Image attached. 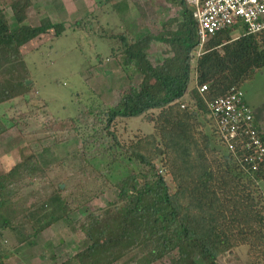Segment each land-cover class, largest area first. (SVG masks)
I'll return each instance as SVG.
<instances>
[{"label": "trees", "instance_id": "16d2710c", "mask_svg": "<svg viewBox=\"0 0 264 264\" xmlns=\"http://www.w3.org/2000/svg\"><path fill=\"white\" fill-rule=\"evenodd\" d=\"M165 1L178 8L177 15L163 20L156 32L105 35L117 40L111 52L141 80L113 105L90 104L86 113H94L98 123L105 120L108 149L118 148L134 167L115 182L106 177L107 171L93 170L114 187L115 200L74 221L85 245L58 264H219L221 255L239 245H246L249 264H264V159L249 161L250 150L241 149L237 138L229 149L207 108L208 101L233 87L242 91L253 71L264 68V31L232 37L236 25L219 30L195 57L192 8L184 0ZM5 5L13 23L5 16ZM30 5L31 0L0 2V104L34 87L33 81L26 83L31 75L20 48L49 29L55 37L65 30L64 22L47 17L38 25L25 23ZM154 42L163 55L156 63L149 54ZM201 85L206 86L203 92L198 90ZM243 103L248 105L244 94ZM82 114L53 119V128H46L59 134L58 142L66 131L80 133ZM136 117L149 120L152 131L124 139L110 130L120 120ZM5 129L0 124V133ZM19 155L10 169L0 170V264H8L12 250L48 227L54 221L50 218H67L68 212L77 211L81 194L84 201L97 196L86 199L87 190L78 185L79 192H71L68 199L63 182L46 178L34 152L22 147ZM112 159L118 161L115 154ZM81 162L79 169L91 166L84 157ZM91 176L85 174L84 181ZM4 233L8 247L2 244ZM50 258L56 256L51 253Z\"/></svg>", "mask_w": 264, "mask_h": 264}, {"label": "rangeland", "instance_id": "374dc122", "mask_svg": "<svg viewBox=\"0 0 264 264\" xmlns=\"http://www.w3.org/2000/svg\"><path fill=\"white\" fill-rule=\"evenodd\" d=\"M177 11L176 6H169L165 0H31L26 9L25 23L38 25L40 19L47 17L52 22H64L65 30L55 37L54 30L49 29L20 48L31 75L28 84L33 81L34 87L29 94L0 104V124L6 127L0 133V170L10 169L20 159L19 149L24 147L36 154L47 172L46 178L63 182L61 187L65 188L64 194L68 199L72 198L71 192H79L78 185L87 190L86 199L93 194L97 196L84 201L81 194L77 197L81 202L77 211L68 212L67 218L58 219L59 214L55 215L57 219L50 218L54 221L48 227L30 242L13 249V254L16 252L30 264H52L49 260L40 259L42 256L39 255L57 253L62 261L85 245V237L74 221L116 197L114 187H108L105 178L97 176L93 170L107 171L109 176L106 177L115 182L134 167L118 148L108 149L111 137L105 134L103 117L98 123L94 113H86L90 104L113 105L121 93L128 91L131 85L137 86L141 80L132 66H124L121 57L111 52V48L117 46V40L105 35H116L125 30L132 36L156 32L160 23L176 16ZM4 13L13 23V15L7 5ZM78 21L83 25L74 26ZM241 31L236 27L231 36L237 37ZM157 44L154 42L149 52L153 63L163 56ZM241 89L244 100L264 132V68L253 71ZM188 97L189 94L184 98L187 100ZM79 112H83L80 133L66 131L64 139L57 142L59 134H52L46 125L53 128V119L73 117ZM110 130H115L117 137L128 139L136 133L151 132L152 125L149 120L136 117L120 120ZM114 154L118 157L115 163L112 161ZM82 157L91 166L88 164V167L79 169L83 165ZM85 174L92 176L84 181ZM101 188L104 189L102 194L99 193ZM50 208L48 205L47 209ZM2 244L9 246L6 233ZM217 262L249 264L246 245L224 253Z\"/></svg>", "mask_w": 264, "mask_h": 264}, {"label": "built area", "instance_id": "2783aa9c", "mask_svg": "<svg viewBox=\"0 0 264 264\" xmlns=\"http://www.w3.org/2000/svg\"><path fill=\"white\" fill-rule=\"evenodd\" d=\"M192 8L196 22L197 46L195 57L203 52L204 44L217 31L232 26L242 28L241 34L264 31V0H184ZM206 89L198 87L199 92ZM218 137L229 149L232 139L240 141L241 149H249L248 160L255 163L264 159V141L256 126L252 109L243 103V92L236 87L224 96L207 102ZM243 139V140H242Z\"/></svg>", "mask_w": 264, "mask_h": 264}, {"label": "crops", "instance_id": "0c3cea01", "mask_svg": "<svg viewBox=\"0 0 264 264\" xmlns=\"http://www.w3.org/2000/svg\"><path fill=\"white\" fill-rule=\"evenodd\" d=\"M104 14H106V13H104ZM238 27V26H237ZM242 29V28H241ZM242 32V31H241ZM161 55H162V53H161ZM247 103V102H246ZM248 104V103H247ZM259 122V121H258ZM260 123V122H259ZM261 124V123H260ZM20 247H22V245H20V246H18L17 248H20ZM15 251V250H14ZM55 253V252H54ZM15 254V255H14ZM14 256L13 257H10L9 259H7L6 260V262L8 263V264H30V263H28L27 261H26V259H22V257L21 256H18L17 254H16V252H14ZM45 255V256H44ZM44 255H42V254H40L39 255V257L40 256H42V257H40V259H42V260H44V261H46V260H49V261H51V262H53L52 264H54L55 262V264H58L61 260H59V257H58V254L57 253H55V256H56V258L55 259H52V258H50V256H51V254H49V255H47V254H44Z\"/></svg>", "mask_w": 264, "mask_h": 264}, {"label": "water", "instance_id": "95a60500", "mask_svg": "<svg viewBox=\"0 0 264 264\" xmlns=\"http://www.w3.org/2000/svg\"><path fill=\"white\" fill-rule=\"evenodd\" d=\"M30 82V80H27L26 83L28 84Z\"/></svg>", "mask_w": 264, "mask_h": 264}, {"label": "clouds", "instance_id": "9594fccd", "mask_svg": "<svg viewBox=\"0 0 264 264\" xmlns=\"http://www.w3.org/2000/svg\"><path fill=\"white\" fill-rule=\"evenodd\" d=\"M256 120V119H255ZM262 130V129H261Z\"/></svg>", "mask_w": 264, "mask_h": 264}]
</instances>
